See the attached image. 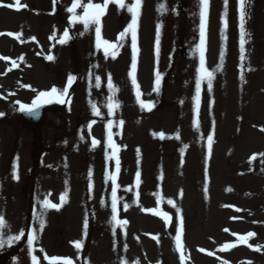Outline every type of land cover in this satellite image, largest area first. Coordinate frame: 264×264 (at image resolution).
I'll return each instance as SVG.
<instances>
[{"label":"rangeland","instance_id":"374dc122","mask_svg":"<svg viewBox=\"0 0 264 264\" xmlns=\"http://www.w3.org/2000/svg\"><path fill=\"white\" fill-rule=\"evenodd\" d=\"M176 1L142 0L135 45L131 31L122 41L116 31L125 28V18L132 24L127 9L135 0H125L124 8L111 3L110 29L105 30L104 18L99 27L101 41L115 45L110 48L98 46L97 25L86 29L83 22H71L68 8L74 0H20L26 5L20 10L0 6V33L8 37L0 35V57L9 58L0 62L1 156L14 151L21 154L22 165L31 163L33 135L6 125L4 117L41 91L53 86L62 90L70 75L76 78L69 99L39 129L45 153L35 179L37 239L31 248L25 243L23 255L10 264H27L33 256L43 260L45 254H60L73 264H216L206 258L208 252L220 264H264V11L256 43H250L244 22L241 60L240 35L228 22L236 11H228L223 0H208L203 39L204 68L212 74L209 90L208 77L200 70L202 9L195 10V0L190 8L176 9ZM89 2L103 6L105 0H80L82 5ZM10 4L14 0H0V5ZM118 9L122 21L114 25ZM83 13V7L75 9L76 15ZM68 29L72 37L61 44ZM134 56L139 98L132 83ZM90 67L96 78L84 75ZM109 105H118L111 114ZM48 199L59 210L45 209ZM17 203L25 209L27 201ZM162 213H171L173 222L167 223ZM41 218L46 222L42 231ZM248 233L254 235L246 243L224 248ZM74 241H82V248Z\"/></svg>","mask_w":264,"mask_h":264},{"label":"snow or ice","instance_id":"6c2138e0","mask_svg":"<svg viewBox=\"0 0 264 264\" xmlns=\"http://www.w3.org/2000/svg\"><path fill=\"white\" fill-rule=\"evenodd\" d=\"M141 2L142 0H135V3L131 6L128 7V11L131 12L133 14V22L132 24H130L128 26L127 29H125V32L127 31H131L132 35H133V44L135 45V29H136V18L139 15V11H140V7H141ZM108 3H116L118 4L121 8L125 7V0H105L104 5L101 6L99 4H93L91 2H89L87 5H82L80 3V0H74V3L72 5V7L68 8V11L70 13H73V16L71 17V22L75 23V22H83L85 27L87 28L90 24H95L97 25L96 28V34H97V41H98V46L100 45V43H103L105 45L106 48H110V47H115L114 44H112L109 41H101L100 38V18L102 15H104V9L107 7ZM240 3V7H241V12H240V20H241V24H240V29H241V34H240V52H241V60H243L244 58V44H245V33H244V0H239ZM201 4L203 5L202 10H201V18H202V27H201V45L199 48L200 51V64H201V72L206 75L208 77V86H209V90L211 89V81H212V74L210 72H207V70L204 68V32H203V19L204 16L206 14V10L208 8V0H201ZM225 5L227 6V0H225ZM0 6H7V7H15L16 10H20L21 7H26V5H21L20 0H14V4H10V5H0ZM77 7H83L84 9V13L83 15H76L75 14V9ZM164 6L161 5L160 8H163ZM91 10V11H90ZM159 10V9H158ZM158 35H157V52L159 50V28H158ZM0 35H4V33H0ZM7 35L10 36H17V34L14 33H8ZM64 37L65 39H61L59 42L61 44L66 42V39L70 38L69 37V33L68 31L64 32ZM124 33L120 34V38L123 39ZM113 58H115V54H113ZM0 59H9L6 57H0ZM22 59V58H21ZM48 59H53L52 56H49ZM133 73H132V83L134 86H136L137 88V97L139 98V86L137 84V81L135 79V75H134V71L136 68V63H135V56L133 57ZM10 70V69H9ZM76 78L74 76H69L68 77V81H67V87H64L62 91L57 90V88L55 86H53L50 91H41L39 92V94L33 99L32 103L30 105L28 104H20V110L23 112H26L30 115H37V109L39 107H41L44 103H52L53 99H55L56 102L58 103H63L64 100L62 99L69 90V87L71 86V84L73 83V81ZM97 82H99V78H97ZM109 88L112 89L113 92L116 91V89L114 88V86L112 85L111 82V78L109 77ZM160 83V77L159 74L157 73V79H156V84L157 86H159ZM30 87V86H28ZM158 90V89H157ZM196 93H197V103L199 102V95H200V82L197 81V88H196ZM19 103V102H17ZM142 107H148L149 109L151 108V104H147L145 105L143 101H140ZM118 105H109V114L112 113V109L113 107H116ZM0 115H3V113H0ZM97 115H99V113L97 112ZM121 124H123V121H120ZM161 138H164V133H159ZM111 139V136L109 137ZM177 139H179V135L177 134L176 136ZM208 139V143H209V151L211 150V144H212V140H213V136L209 135L207 137ZM93 143L95 144L96 141H93ZM112 148H117V146L115 144H111L110 145ZM252 159H255V155L252 157ZM116 166H117V170L119 169V160L117 159L116 161ZM113 180V188H112V197H113V202H112V211L113 213H115L117 211V187L115 186V177H112ZM136 180L137 183L139 184L140 182V173L137 172L136 173ZM205 191H207V189H205ZM182 195V193H181ZM61 200H63V197H61ZM169 204H173V202L171 200L168 201ZM43 207L45 209L51 208V209H56L59 210L60 205H57L55 203L50 202L49 200H45L43 202ZM127 206H125L126 208ZM173 207H175V205L173 204ZM239 210V209H238ZM177 211L179 212V209H177ZM167 214H165L166 216ZM113 219L115 220L116 217L113 216ZM123 223H127L126 221H124ZM5 224V220L3 216H0V227L4 226ZM180 228L177 229V235H176V243H177V247L178 249H180L181 246V236L180 233L182 231V225H183V218L181 217V221H180ZM45 227V220L43 218L40 219L39 221V230H43V228ZM88 224L87 221H85L84 224V228L87 229ZM36 229H33L31 233H29L28 238H27V243L29 245V247L31 248V246L34 244V241L37 239V235H36ZM225 231H228L227 229H225ZM235 235V234H234ZM254 235V233H248L247 236H240L239 239L241 242H247V238L248 237H252ZM24 236V231L21 230L20 233L18 235L15 236H10L8 238V242L12 243L14 241H19L22 237ZM74 244V246L79 250L82 248V241H74L72 242ZM0 245H2V241H0ZM225 248L228 247V245L224 246ZM224 250V249H221ZM41 251H43L41 249ZM201 251H204L203 249H201ZM213 253H209V255H212ZM45 259L49 260L50 264H73V261L71 258H63V257H47V255H45L44 257ZM33 264H37V257L33 256ZM181 261L184 260V256L183 254H181L180 256Z\"/></svg>","mask_w":264,"mask_h":264},{"label":"bare ground","instance_id":"6f19581e","mask_svg":"<svg viewBox=\"0 0 264 264\" xmlns=\"http://www.w3.org/2000/svg\"><path fill=\"white\" fill-rule=\"evenodd\" d=\"M220 262H218V264H219Z\"/></svg>","mask_w":264,"mask_h":264}]
</instances>
